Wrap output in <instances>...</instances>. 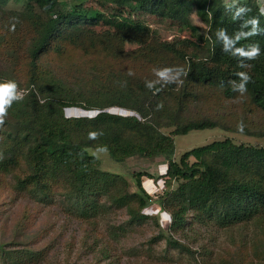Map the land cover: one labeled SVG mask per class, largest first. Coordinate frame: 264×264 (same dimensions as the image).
I'll return each instance as SVG.
<instances>
[{
    "label": "trees",
    "instance_id": "trees-1",
    "mask_svg": "<svg viewBox=\"0 0 264 264\" xmlns=\"http://www.w3.org/2000/svg\"><path fill=\"white\" fill-rule=\"evenodd\" d=\"M12 1L21 5L17 15L22 32L12 43L0 45V83L16 85L0 124V180L9 183L0 215L11 207V194L33 207L63 205L85 224L93 225L113 208L125 211L130 227L149 219L157 223L156 216L147 214L154 200L143 187L144 177L153 175L133 173L137 191L131 192L125 178L101 170L88 151L94 148L118 163L135 156L167 160L161 176L166 187L158 202L170 216L169 235L160 231L153 242L165 238L169 249L183 251L184 245L170 235L184 231L189 220H214L223 228L262 225L264 147L238 145L229 138L174 160L176 136L235 124L218 111L185 119L205 88L221 90L222 106L245 94L264 113V15L259 0H106L170 20L200 37L199 45L179 39L142 57L89 38L80 25L97 24L105 16L94 18L82 3L66 7L61 0H0V12ZM193 16L206 26V34ZM120 27L144 29L140 23ZM23 28L32 39L30 52L20 56ZM253 49L258 50L254 57L249 55ZM50 52L59 64L53 73L42 68ZM17 88L27 93L17 97ZM73 108L95 114L68 115ZM244 133L264 138L262 128L243 127ZM36 221V211L25 208L16 222L18 234L31 233ZM121 232L125 229H115L111 238ZM37 242L16 246L1 240L0 263L39 264L44 250H35Z\"/></svg>",
    "mask_w": 264,
    "mask_h": 264
},
{
    "label": "rangeland",
    "instance_id": "rangeland-1",
    "mask_svg": "<svg viewBox=\"0 0 264 264\" xmlns=\"http://www.w3.org/2000/svg\"><path fill=\"white\" fill-rule=\"evenodd\" d=\"M225 1L232 3L233 0ZM61 3L66 7L82 3L94 18L96 14H103L104 19L97 24H81L80 28L85 30L89 38L108 42L132 56L152 54L179 39H189L198 45L200 43L198 34L181 28L177 23L132 9L116 7L106 0H61ZM20 10L21 5L15 4L14 1L1 10L0 45L6 46V41L12 43L21 34L22 29H19L22 25L20 27L21 21L17 15ZM135 23H140L145 30L133 31L120 27L125 24L132 26ZM193 23L201 27V31L206 34V26L196 16H193ZM27 28L30 29L28 25ZM23 31L24 34L19 36L20 56L30 52L29 44L32 39L28 36L30 30L26 32V28H23ZM43 64V70L50 73L55 72L59 65L54 64L51 52L45 54ZM21 74L23 77V73ZM26 93L27 89L17 88L15 96L22 97ZM202 94L204 97L201 98L200 95L193 107L187 109L185 119L198 115L214 116L218 111L221 115H229L230 120H235V124H230L232 127L226 126L224 129L193 131L187 135L176 136L174 160L179 161L184 153L192 149L229 138L238 145L264 147V138L243 134V127L264 129V113H260L250 104L247 95L241 93L232 104L222 106L221 90L209 92V88H205ZM67 113L70 116L95 114L94 111L77 108L70 109ZM237 119L240 120L239 123ZM172 130L173 128L163 131L169 134ZM88 151L100 161L102 171L125 178L131 185V192L137 191L133 173L153 175V178L144 177L143 180L144 189L154 200L147 209V214L156 216L157 223L159 222L163 230L151 219L143 225L130 227L125 211L115 208L103 218L97 219L93 225L85 224L80 222L75 214L66 211L63 205L33 207L34 205L26 199L10 194L11 207H5L0 215V241L16 246L38 241L37 246L33 245L35 250H44V259L39 264H234L238 259L242 260L240 264H264V222L260 227L252 224L249 228L243 225L223 228L214 220L201 223L189 220V225L184 231L170 235L184 245L183 251L169 249L165 238L153 242V238L158 237L160 231H163L165 237L169 235L170 216L161 211L158 202L166 187L161 176L167 171V160L164 157L146 159L135 156L118 163L106 151L94 148ZM3 180L5 183L2 182L0 190L1 204L9 191L8 181L1 179L0 182ZM176 186V183H172V188ZM25 208L36 211L38 221L32 227L31 233L20 236L16 222L20 215H23ZM115 229H125V232H121L119 238L113 240L111 233Z\"/></svg>",
    "mask_w": 264,
    "mask_h": 264
},
{
    "label": "clouds",
    "instance_id": "clouds-1",
    "mask_svg": "<svg viewBox=\"0 0 264 264\" xmlns=\"http://www.w3.org/2000/svg\"><path fill=\"white\" fill-rule=\"evenodd\" d=\"M255 23V21H253ZM258 50L253 49L249 55L250 56H256ZM16 88L15 83L9 82V83H0V124L3 123L4 116L7 112V106L10 102V98L14 95V90Z\"/></svg>",
    "mask_w": 264,
    "mask_h": 264
},
{
    "label": "built area",
    "instance_id": "built-area-1",
    "mask_svg": "<svg viewBox=\"0 0 264 264\" xmlns=\"http://www.w3.org/2000/svg\"><path fill=\"white\" fill-rule=\"evenodd\" d=\"M258 3H259V10L264 15V0H259Z\"/></svg>",
    "mask_w": 264,
    "mask_h": 264
}]
</instances>
